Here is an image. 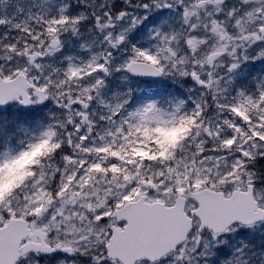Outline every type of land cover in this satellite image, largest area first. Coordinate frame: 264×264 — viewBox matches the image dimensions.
<instances>
[{
  "label": "snow or ice",
  "instance_id": "snow-or-ice-1",
  "mask_svg": "<svg viewBox=\"0 0 264 264\" xmlns=\"http://www.w3.org/2000/svg\"><path fill=\"white\" fill-rule=\"evenodd\" d=\"M0 264H264V0H0Z\"/></svg>",
  "mask_w": 264,
  "mask_h": 264
}]
</instances>
